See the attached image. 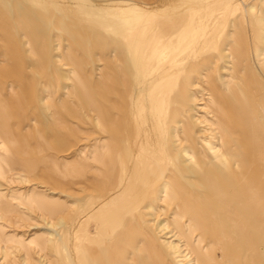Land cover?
<instances>
[{
  "label": "rangeland",
  "instance_id": "1",
  "mask_svg": "<svg viewBox=\"0 0 264 264\" xmlns=\"http://www.w3.org/2000/svg\"><path fill=\"white\" fill-rule=\"evenodd\" d=\"M205 34L215 48L203 67L190 57ZM105 78L135 128L127 172L154 126L149 94L165 119H181L184 105L198 122L215 111L229 163L228 193L211 200L222 188L204 177L198 198L169 190L110 261L264 264V0H0V264H92L90 249L118 229L108 228L118 191L107 193L114 182L103 186L95 162L109 134L81 102Z\"/></svg>",
  "mask_w": 264,
  "mask_h": 264
},
{
  "label": "bare ground",
  "instance_id": "2",
  "mask_svg": "<svg viewBox=\"0 0 264 264\" xmlns=\"http://www.w3.org/2000/svg\"><path fill=\"white\" fill-rule=\"evenodd\" d=\"M204 36L206 37L207 35L205 34ZM210 40L211 38L206 37L205 42L202 44L203 47H200L199 53L190 57V59L199 60L200 63L204 62L202 64L203 67L205 66V61H210L208 60L210 58L207 54H210L215 48L211 45ZM221 54H223L224 60L231 59L227 55L226 49H222ZM203 70H209V67H205ZM170 78L172 79L169 76L166 81L158 84L157 88L159 90L163 89L166 85L165 83H168V79ZM206 79L208 80L209 78L206 77ZM97 81H94V84H96L95 88L92 89L93 99H83L81 102L86 112H92L96 115L95 122L97 127L101 129L100 134H109V151L96 155L95 162L100 167L102 183H104L103 186L106 187L108 184L114 182V186L107 193L113 195L114 192L118 191L110 201L111 204L119 205L117 208L118 214H115L116 217L114 219L116 222L108 225V228L111 229L109 230L110 232L115 230L112 228H118L113 234L114 236L118 234V238L117 241H114V236L108 237L104 235L102 247H96L97 251L94 252L90 249L88 257L93 259L92 264H113L110 261L108 249L110 248L111 255L114 256L117 248L116 244L126 242L125 235L131 231V221L134 219L139 220V215H142L143 210L147 208L150 211L157 201H163L165 203L169 200L171 198L168 192L169 190H176L180 194H187L189 196L197 193L194 196L198 198L202 193H199L198 190L196 191L194 187L198 185L196 181L204 177L207 183L206 188L213 178L219 188H222L217 191L216 195L210 197L211 200L221 198L228 193L225 188L226 186L222 185V183H227L225 173L229 170V163L227 159L228 152L226 150L222 151V149L217 150L215 146V139L220 142L222 147H226L227 145L225 139L213 134V132L220 134L221 130V119L216 116L215 111L212 112L214 115L212 121L209 122L206 119L207 121L203 120L198 122L194 120L192 108L190 107L186 110L184 105V107L180 108L181 119L174 117V119L172 117L165 119L166 116L162 108L161 110L157 111L156 109L154 111L152 104L153 95L149 94L148 102L151 107L154 126L149 131L147 138L142 141L138 154L134 153L137 154L136 159L133 166L130 164L132 166L131 171L127 172L123 169L122 163L126 159L128 145L136 143L137 139L134 133L135 128L132 124L131 126L129 124L130 116L119 104L120 99L126 102L125 94L117 89H108L106 83L108 81L107 78ZM206 83L209 84L208 81ZM223 86L225 87V85ZM225 88L224 90L226 91L227 88ZM210 96L214 104L220 98L219 94L213 93L212 91ZM38 101L43 105L44 99L42 97ZM257 109L255 110V114H261L264 117V108L259 105ZM117 112L119 113L116 114ZM62 119L64 120V117ZM261 127L264 128V126ZM53 131L55 130L53 129ZM236 142L234 140L232 144ZM124 144H127V148L124 147ZM234 178L241 182L244 178V173L242 171L236 172L233 175ZM161 198H164V200ZM138 223L143 228L141 221ZM119 233L121 234L120 236ZM176 253L178 254L177 250ZM177 263L182 264L181 260Z\"/></svg>",
  "mask_w": 264,
  "mask_h": 264
}]
</instances>
